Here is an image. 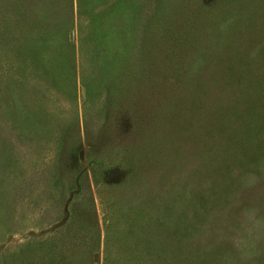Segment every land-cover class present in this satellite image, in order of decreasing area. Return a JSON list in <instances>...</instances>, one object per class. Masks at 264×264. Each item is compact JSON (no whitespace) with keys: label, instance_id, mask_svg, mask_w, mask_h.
Returning <instances> with one entry per match:
<instances>
[{"label":"rangeland","instance_id":"374dc122","mask_svg":"<svg viewBox=\"0 0 264 264\" xmlns=\"http://www.w3.org/2000/svg\"><path fill=\"white\" fill-rule=\"evenodd\" d=\"M22 1L0 0V264H264V0H143L141 31L134 0Z\"/></svg>","mask_w":264,"mask_h":264},{"label":"trees","instance_id":"16d2710c","mask_svg":"<svg viewBox=\"0 0 264 264\" xmlns=\"http://www.w3.org/2000/svg\"><path fill=\"white\" fill-rule=\"evenodd\" d=\"M67 2H70L71 1V7H72V0H66ZM128 1H130V0H115V2L112 4V11H110V13H109V16H108V19L109 20H113L114 22L116 21V18H117V16H118V14H119V12H120V10L121 9H123V6H125V7H128L129 5H128ZM142 1L143 0H134V2L137 4V6L136 5H134V9H135V11H134V18H136V22H137V24H136V27L138 28V29H140L139 31H141V28H142V20H144L145 19V13H144V11H143V5L145 4H140V3H142ZM143 2H145V1H143ZM148 2V1H147ZM22 4H24V5H26V7L27 6H30V5H32V0H23L22 1ZM139 4L141 5V9H139ZM149 4H152V2L151 3H149ZM77 6H78V8H79V12H80V7H81V4H80V1H78L77 0ZM30 8V10H31V8H32V6H30L29 7ZM111 8V7H110ZM132 15H133V10H132ZM70 19H72L73 20V16L71 15L70 16ZM70 25H73V23H70ZM80 25V24H79ZM79 27V31L80 32H83L84 31V29H83V31L81 30V28H80V26H78ZM137 29V30H138ZM139 31H137L138 33H139ZM69 32L70 31H68V32H66V36H65V38H64V43L70 48V51L72 50V52L74 53V43L72 42V40H70V38H69ZM134 47H133V51H136V46H137V48H138V46L139 45H133ZM133 51H131V53L133 52ZM138 55H139V53H138ZM155 73V74H154ZM84 74V72H83V69L79 66L78 67V75H79V77H81V85L85 88V90H87V85L84 83V80H83V75ZM151 76L152 77H154L156 80H157V78H156V76H157V72H156V70H153V74H151ZM158 77V76H157ZM75 78H76V74H75V72H74V75H73V80H75ZM76 82V81H75ZM84 170H85V168H83L80 172H78V174L76 175V174H74V175H76V177H75V185L77 186V189H78V191H80L81 192V189H79V185H78V182H80V180H81V178H82V176H83V174L81 175V173H83L84 172ZM80 184V183H79ZM90 204H91V206H89V210H91V207H92V209H93V213L94 214H96L95 213V210H94V208H95V205H94V201H93V199L90 197ZM66 216V215H65ZM66 220V219H65ZM65 220L64 219H61L60 221H58L57 223H55L54 225H56V224H58V223H60V222H62L60 225H62V224H64L65 223ZM70 222V220L66 223V225H68V223ZM60 225H58V226H60ZM58 226L57 227H54V229H52V230H54V231H52V232H54V233H56V232H58L60 229H63V227L64 226H62V227H60V228H58Z\"/></svg>","mask_w":264,"mask_h":264},{"label":"water","instance_id":"95a60500","mask_svg":"<svg viewBox=\"0 0 264 264\" xmlns=\"http://www.w3.org/2000/svg\"><path fill=\"white\" fill-rule=\"evenodd\" d=\"M80 156H81V154H80Z\"/></svg>","mask_w":264,"mask_h":264}]
</instances>
